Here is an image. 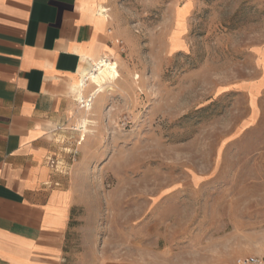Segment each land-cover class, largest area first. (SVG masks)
<instances>
[{"label":"rangeland","instance_id":"1","mask_svg":"<svg viewBox=\"0 0 264 264\" xmlns=\"http://www.w3.org/2000/svg\"><path fill=\"white\" fill-rule=\"evenodd\" d=\"M108 4L119 76L54 139L73 203L64 264L263 255L264 0Z\"/></svg>","mask_w":264,"mask_h":264},{"label":"crops","instance_id":"2","mask_svg":"<svg viewBox=\"0 0 264 264\" xmlns=\"http://www.w3.org/2000/svg\"><path fill=\"white\" fill-rule=\"evenodd\" d=\"M109 1L0 0V264L65 263L73 203L54 139L74 80L116 52Z\"/></svg>","mask_w":264,"mask_h":264},{"label":"bare ground","instance_id":"3","mask_svg":"<svg viewBox=\"0 0 264 264\" xmlns=\"http://www.w3.org/2000/svg\"><path fill=\"white\" fill-rule=\"evenodd\" d=\"M100 13L107 11V8L102 7ZM110 55H104L97 61H88L87 66L83 68L80 75L74 80L71 88L70 93L72 95L73 100L77 101L80 107H84L86 101L82 100L83 93L92 85L98 86L95 89V92L91 93L90 102L88 103V109L91 108L93 104V100L100 94L103 93L104 90L113 82L115 81L118 76V70L116 68V62L110 61L107 58L111 57L112 51L110 49ZM89 81V82H88ZM89 99V98H88ZM80 114H84L85 111H78ZM80 118V117H79ZM89 120L86 117H82L81 122L78 123V127H84L83 136L86 135L88 132L86 124ZM81 135V136H82ZM80 139V138H78Z\"/></svg>","mask_w":264,"mask_h":264},{"label":"built area","instance_id":"4","mask_svg":"<svg viewBox=\"0 0 264 264\" xmlns=\"http://www.w3.org/2000/svg\"><path fill=\"white\" fill-rule=\"evenodd\" d=\"M238 264H264V254L260 256H246Z\"/></svg>","mask_w":264,"mask_h":264}]
</instances>
